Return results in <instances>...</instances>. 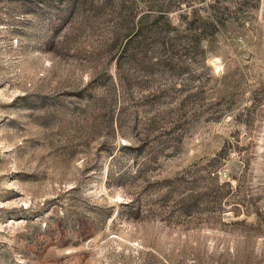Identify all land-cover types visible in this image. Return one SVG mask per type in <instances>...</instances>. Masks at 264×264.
Masks as SVG:
<instances>
[{
	"label": "rangeland",
	"instance_id": "374dc122",
	"mask_svg": "<svg viewBox=\"0 0 264 264\" xmlns=\"http://www.w3.org/2000/svg\"><path fill=\"white\" fill-rule=\"evenodd\" d=\"M0 264H264V0H0Z\"/></svg>",
	"mask_w": 264,
	"mask_h": 264
}]
</instances>
